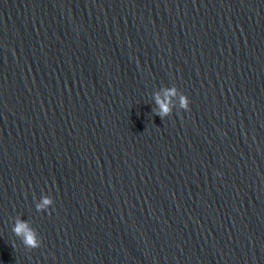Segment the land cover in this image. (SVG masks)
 Masks as SVG:
<instances>
[{"label": "water", "instance_id": "1", "mask_svg": "<svg viewBox=\"0 0 264 264\" xmlns=\"http://www.w3.org/2000/svg\"><path fill=\"white\" fill-rule=\"evenodd\" d=\"M0 264H264V0H0Z\"/></svg>", "mask_w": 264, "mask_h": 264}, {"label": "clouds", "instance_id": "2", "mask_svg": "<svg viewBox=\"0 0 264 264\" xmlns=\"http://www.w3.org/2000/svg\"><path fill=\"white\" fill-rule=\"evenodd\" d=\"M163 97L159 92L154 93V100L156 108L153 109L155 115L160 116L162 119L169 116L174 105L172 104L173 99H178L179 108L188 110L190 107V101L186 94L181 92L175 85L171 87H165L162 89ZM54 204L52 196L44 195L39 199V202L35 204L37 211L49 210L50 206ZM15 236L19 237L21 242L28 249H34L40 246L41 238L38 231L29 223L28 220L22 219L19 216L16 217L13 228Z\"/></svg>", "mask_w": 264, "mask_h": 264}]
</instances>
